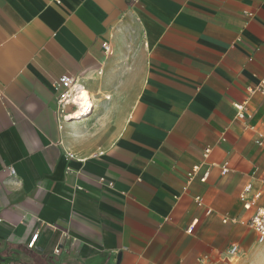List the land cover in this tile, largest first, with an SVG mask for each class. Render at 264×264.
<instances>
[{"label":"crops","instance_id":"0c3cea01","mask_svg":"<svg viewBox=\"0 0 264 264\" xmlns=\"http://www.w3.org/2000/svg\"><path fill=\"white\" fill-rule=\"evenodd\" d=\"M61 77L77 105L58 103ZM262 78L264 0H0V261L244 257L264 206ZM60 232L74 242L55 257Z\"/></svg>","mask_w":264,"mask_h":264},{"label":"built area","instance_id":"2783aa9c","mask_svg":"<svg viewBox=\"0 0 264 264\" xmlns=\"http://www.w3.org/2000/svg\"><path fill=\"white\" fill-rule=\"evenodd\" d=\"M102 46H103V50L105 54L110 53L111 47L108 45V43L106 42L102 43ZM54 86L56 89H60V88L62 89L61 93L58 96L59 104H66L70 102L72 104L77 105L75 101L80 100V98L77 97V94L80 95L81 93L80 89H82V87L79 83H77L75 79L71 77H61L55 81ZM248 94L250 97L256 94H260L264 99V78L260 79L258 84L255 87L249 88ZM233 108L236 111L237 119L241 120L242 118H244V114L246 110V102H243L241 104H233ZM263 116H264V112H263ZM263 137H264V134H263ZM221 141H223V139H221ZM209 151L210 149L208 148L204 153V157L208 156ZM197 169H198L197 166L194 167V170H197ZM8 171L11 176L15 174V171L12 167H8ZM226 171H227V166H224V168L222 169V174H225ZM248 190L249 189L245 187L243 191L239 194L240 200L244 203L243 206L247 210L250 209L253 204V201H250L248 197H246ZM259 198H260V194L257 193L256 195H254V200L259 199ZM196 202L198 206L201 205V199L199 197H196ZM252 214L253 215L247 221L246 225L248 226L249 229L255 232L257 236V242L262 243L264 241V206L256 208ZM226 221L227 219H224L223 223H226ZM193 225L194 223L191 224L186 230L188 233H190L191 230L193 229ZM30 237L31 238L29 242L27 243V247L31 249L35 246V243L38 237L36 233L32 234ZM68 242L72 244L74 242V239H72V237L69 236L67 232H60L59 238L52 251V254L55 257L59 256L62 246H64ZM228 249H229L228 250L229 255L231 256L236 255L238 252V248L235 244L230 245ZM0 264H8V263L0 261Z\"/></svg>","mask_w":264,"mask_h":264},{"label":"rangeland","instance_id":"374dc122","mask_svg":"<svg viewBox=\"0 0 264 264\" xmlns=\"http://www.w3.org/2000/svg\"><path fill=\"white\" fill-rule=\"evenodd\" d=\"M229 259V264H264V241L245 253L244 257H240L237 252L234 256L229 255Z\"/></svg>","mask_w":264,"mask_h":264},{"label":"bare ground","instance_id":"6f19581e","mask_svg":"<svg viewBox=\"0 0 264 264\" xmlns=\"http://www.w3.org/2000/svg\"><path fill=\"white\" fill-rule=\"evenodd\" d=\"M83 95V94H82ZM84 96V95H83ZM81 101V100H80ZM86 106H88V102L86 104L83 103H79V108L78 110L75 112V114H73L74 116H79L82 115L83 113H85L86 111Z\"/></svg>","mask_w":264,"mask_h":264}]
</instances>
